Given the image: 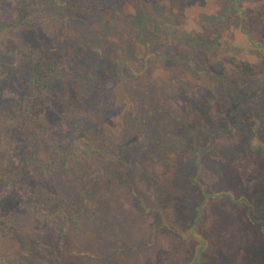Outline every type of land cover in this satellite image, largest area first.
I'll use <instances>...</instances> for the list:
<instances>
[{"label":"rangeland","instance_id":"obj_1","mask_svg":"<svg viewBox=\"0 0 264 264\" xmlns=\"http://www.w3.org/2000/svg\"><path fill=\"white\" fill-rule=\"evenodd\" d=\"M31 1L1 0L3 10L0 13L4 18L18 16L21 8L30 3L33 5ZM143 1L147 19L153 21L151 26L159 33L154 44L149 43L151 27L148 30L138 23L139 20L128 19L127 14L95 8L99 5L107 7L104 0H76L78 5L90 11L83 8L74 12L68 8L67 19L61 13L60 20L42 22L36 30L25 35L22 51L27 54H19L18 62V57L27 61L29 54L44 58L50 54L56 56V64L63 72L46 94L44 112L54 113L57 123L63 115L69 116V131L74 136L85 133V137L91 138L93 149L102 153L74 157L64 167L57 163L48 172L38 168L29 170L28 177L67 201L71 214L81 210L85 214L78 216V226H72L69 215L64 214V221L61 213L41 207L26 212L14 199L3 200L0 202L2 217L11 226L0 232V264H225L227 259L223 258L226 256L235 259L230 264H235L234 261L249 264L246 254L231 256L247 241L232 243L228 235L246 221L244 213L249 207L244 202L232 204L219 195H205L230 191L228 195H236L232 200L238 201L240 196L237 195L247 186L245 179L251 178L247 175H252L256 169L251 160L234 162L235 159L224 157L226 149L230 150L231 144H227L231 139L226 138L219 146L220 138L210 139L200 158H196L201 170L197 177L200 188L194 191L192 198L194 203H202L197 224L192 221L195 212L189 204L191 199L181 203L189 188L181 166L183 164L191 171L195 169V160L181 154L176 146H182L179 135L185 131L174 119H180L179 123L190 127L199 125L198 130L201 135L205 133L204 136L207 132L212 133L213 124L221 129L231 127V121L223 116L227 101L223 100L222 86L217 85L211 75L197 76L194 71L212 69L214 58L212 64L221 63L235 70V61L228 54L214 57L209 53V63L203 59L207 43L217 36L213 31L220 32L218 25L208 19L211 22H202L189 33H177L170 25L175 24L173 9H183L182 4L187 5L182 11L187 20L181 21L183 26L189 25L192 17L205 19L213 8L212 0ZM199 2L202 3L201 10L195 9ZM256 10L262 12V9ZM50 12L49 8L42 10V17H48ZM161 19L166 23H159ZM138 42L146 51L160 54L161 59L155 61L148 55L142 64V59L137 56L146 54L135 49ZM63 52L68 60L64 61ZM119 55H123L133 68L144 71L139 76H128L126 83L121 85L135 108L128 114L122 112L113 96L107 93L113 86L109 68L117 64ZM7 58L9 65L14 66L12 62L15 63L16 57ZM28 62L31 60L25 64ZM10 68L5 66V70ZM257 68L261 69L260 63ZM24 69L21 67V74L13 72V84L18 87L23 86L18 83L24 80ZM250 72L243 73L245 79H255ZM126 75L129 73L124 66L123 76ZM192 77L202 83L196 84ZM93 80L103 82L104 90L91 92L88 82ZM10 88L8 82L0 81L1 99L14 96ZM102 91L103 95L100 94ZM251 105L255 107L251 114L257 116L261 110L260 100L251 101ZM201 107L210 116L208 122L206 116L199 113ZM154 109H160V112L152 114ZM185 111H190V115L186 116ZM141 121L145 126L142 127ZM20 126L9 132L11 136L0 135V162L11 150L21 154L29 145L32 134L19 133ZM259 127L264 136V123L261 122ZM34 132L38 138L36 147L44 161H49L58 147L52 144L56 141L51 143L45 136H52L57 142L61 137L54 136L53 130L38 133L34 129ZM155 141H158L157 146ZM175 141L179 144L173 146ZM198 141L199 147L201 141ZM189 143L186 140L184 145ZM143 145H150L151 155ZM243 165L244 171L238 170ZM237 172H242L245 179L235 174ZM263 172L259 173L263 175L262 181ZM258 183L253 182L251 187ZM248 195L252 203L259 205V197L251 191ZM195 232L202 242L192 236ZM256 237L258 241V233Z\"/></svg>","mask_w":264,"mask_h":264},{"label":"trees","instance_id":"obj_2","mask_svg":"<svg viewBox=\"0 0 264 264\" xmlns=\"http://www.w3.org/2000/svg\"><path fill=\"white\" fill-rule=\"evenodd\" d=\"M34 1L37 4L34 3ZM31 2L33 5H30V3L24 7V9L21 8L18 16L14 13L15 15H12L10 18H4L0 13V81L8 82L11 86V94L14 95L10 99L0 98V135L5 134V136H11L9 132H12L15 128L18 129V125H21L18 130L19 133H25L26 135H28V133L32 134V138L28 139V141L30 140L29 145L24 152L19 154L20 152L18 153L13 149L6 159L0 162V202L7 198H12L17 201L19 208L26 212L36 211L41 207L49 212L61 213V218L64 221V214L69 215L70 224L72 226H78V216L85 214V211L81 210L78 214L77 212L71 214V207L66 200L52 193V191L46 190L43 185L36 183L32 177H28L27 173L32 168H38L43 172H48L51 168L56 167L55 165L57 163L64 167L67 162L74 157L81 158L82 156H93L94 154H101L102 151H98V149L96 150L95 148L93 149L91 138L89 136L85 137V133L74 136L69 131V116L63 115L58 118L57 123L55 122L54 113L51 115L43 110V108L47 107L45 98L48 90H50L51 85L63 75V72L59 69L61 66L56 64L58 61L56 60V56L53 57L49 54L47 58H44L40 55L37 57L36 55L29 54L30 57L27 58V61L31 60V62H28V64H25V62H27L25 60L21 61L20 57H18L20 60V62H18L17 56H19V54H27L22 51L25 42L24 39H26L25 35L36 30L40 23L60 20L61 13L62 17L67 19L68 13L70 12L68 8H71L74 12H80L83 8L87 7L78 5L76 0H32ZM210 2L213 4L212 10L209 12L210 15L206 17L203 16L205 19L201 20L199 18H202V16L192 17L190 19L191 22L186 26L180 23L181 21L187 22L182 13L183 9L187 8V5L182 4L181 6L183 9L181 10L176 9L174 11L173 9L175 24L170 25L177 33L183 31L189 33L196 29L200 23L205 21L211 22V20H213L212 23L218 25L217 27L220 32L213 31L217 36L214 41L207 43L204 48L206 55H204L203 59L205 63H209V53L214 54L211 55L214 57L216 54H228L232 58L231 60L235 61V70H231L228 65H223L221 63L216 64L215 62L212 64L215 59L213 57L214 59L211 61L212 69H196L194 71L197 76L205 74L211 75L214 82L222 86V97L224 101H227L223 116L231 121V127L221 129L213 124L214 128L211 131L212 133L210 134L207 132L208 135L204 136L205 133L201 135L200 130H198L199 125L190 127L182 122L179 123L180 119H174L185 132L179 135L182 140V146L176 145L179 144L177 141L172 143L173 146H179L181 154L189 155L195 160V169H191V171L185 165L182 164L181 166L189 186L184 198L181 199V203H187V200L189 202L191 199V203L189 204L195 212L192 221L197 224L196 222L202 211L199 206L202 203H194L192 198L194 191L200 188L197 177L201 173V170H199L200 164L198 163L199 161L197 162L196 158H200L202 150L205 151L206 149L203 147H206V144H210V139L220 138L218 146L227 140L226 138L231 139L227 144H231L230 150L227 151L226 149L224 157L235 159L234 162H240L242 160H244L243 162H247L251 160L252 166L256 169L252 171V175H247L251 176L250 179H245L242 176V172L235 173L238 174L240 178L243 177L245 180H248L247 186L240 190V195H237L240 196L238 201L232 200L236 195L230 197L228 195L230 191L213 193L214 195L212 193H207L205 195L207 197H217L219 195V197L226 198V200L232 204L244 202V204L249 207L244 213L246 221L244 220V223L241 222L243 224H241L240 227H235V229L228 234L230 237L229 240L232 243L247 241V246L245 245L243 248L236 249V253L233 251L231 256L246 254L249 259V264H264V181H262L263 175H261L262 171H264V136H261L259 131V124L261 122L264 123V0H212ZM104 3H106L107 7L99 5L95 8H102L120 15L127 14L128 19L139 20L138 23L147 27L148 30L150 27H154L151 26L153 21L147 19V12H144L143 0H104ZM48 8L51 10L49 13L50 17H42L41 11H48ZM111 8L112 10H110ZM258 8L262 9V12L258 13L256 10ZM195 9L201 10L202 3L199 2ZM2 10L3 6L0 3V11ZM87 11H90V9L87 8ZM159 23L165 24L166 22L161 19ZM155 29L156 28H152L149 31L151 36V42L149 43L154 44L157 42V39L153 41L156 36H159L157 29ZM136 45L137 44H135V46ZM135 49L138 52L142 51L143 54H146V56L142 57L139 55L137 56L142 59V64L148 55L154 57L155 61L156 59H161L160 54L153 51L149 52L148 49L146 51L145 47L140 43ZM61 55L62 57H66L65 52ZM9 56L16 57V59H14L15 63L12 62V65L15 64L14 66L9 65V59L7 58ZM117 59V64L109 68L113 86L107 93L113 96L116 106H118L122 112H127L128 114V112L135 111V108L132 105L131 98L126 97L122 88L123 86L121 85L126 83V78L128 76H139L144 71L133 68L123 55H119ZM65 60H68V58L66 57L64 61ZM259 63L261 64V69L258 70L257 64ZM6 65L11 67L9 71L5 70ZM124 66L129 73V75L125 77L123 76ZM21 67L25 69L22 73L24 80L18 83V85H23L19 86L21 88L19 91V87L14 85L15 83L13 84L12 77L14 76L13 72L15 74L18 72L21 74ZM100 67L102 68L103 64L100 65ZM248 71L252 72L255 79L251 80L244 78L243 73L245 74ZM234 73H237V75ZM231 74L233 76H229ZM192 79L195 80L194 82L196 84L202 83L201 80L194 79L193 77ZM88 86L93 93L104 90V83L100 81H89ZM100 94L103 95V91ZM255 99H259L261 102V110L257 116L251 114L253 108L255 109V107L251 105V101L253 102ZM195 104H197V102H195ZM198 109L200 114L203 113L206 116L205 120L208 122L210 116L206 113V109L204 107ZM159 112L160 109H154L152 114H158ZM185 112L186 116L190 115V111ZM148 114L151 115L150 112ZM195 123L198 122L195 120ZM140 124H143L142 127L145 126V122L143 121H141ZM34 129H36L38 133L40 130L41 132H51V130H53V132H56L54 136L61 137L57 142L52 136H45L51 143L52 141H56L52 144L54 147H58V150L49 161H44L41 152L35 145L38 138L35 137L37 133L34 132ZM33 135L35 138H33ZM198 135L201 141V146L199 147ZM202 138H205L204 141ZM186 140L187 142L189 140L190 143L184 145ZM154 145L157 146L158 141H155ZM143 147L145 150H149L148 155L152 154L150 152V145L149 147L143 145ZM244 165L238 168V170L244 171ZM248 168H250V166ZM248 172H251V170L248 169ZM255 176L258 177L257 180L254 179ZM255 181L256 183L259 182L258 185L256 187H251L253 185L252 183ZM249 191L252 192V195L261 199L259 200V205L250 201V195L247 196ZM1 212L0 208V232H5L11 225H9L7 219L2 217ZM257 233L259 237L258 241L256 237ZM192 236L196 238L198 242H202L198 233L195 232ZM198 246L201 247L202 243H198ZM225 259H227L225 264H230L231 261L235 260L232 259V257L227 258V256L223 258V260ZM234 263L236 264L235 261Z\"/></svg>","mask_w":264,"mask_h":264}]
</instances>
